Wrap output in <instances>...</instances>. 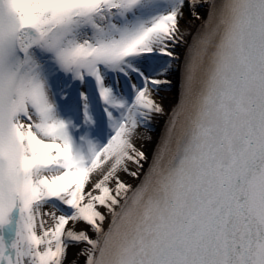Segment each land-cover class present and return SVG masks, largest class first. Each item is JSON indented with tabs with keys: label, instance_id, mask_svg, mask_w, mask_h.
<instances>
[{
	"label": "snow or ice",
	"instance_id": "snow-or-ice-1",
	"mask_svg": "<svg viewBox=\"0 0 264 264\" xmlns=\"http://www.w3.org/2000/svg\"><path fill=\"white\" fill-rule=\"evenodd\" d=\"M0 264H264V0H0Z\"/></svg>",
	"mask_w": 264,
	"mask_h": 264
},
{
	"label": "bare ground",
	"instance_id": "bare-ground-1",
	"mask_svg": "<svg viewBox=\"0 0 264 264\" xmlns=\"http://www.w3.org/2000/svg\"><path fill=\"white\" fill-rule=\"evenodd\" d=\"M201 11H204V10L202 9ZM185 15H186V17L188 16L187 11H186ZM133 82H137V83H138V78L133 77ZM166 102H167V101H166ZM162 123H163V122L161 121V123L157 126V132H159V130L162 128ZM75 251H76L75 248L71 249V250H70V255H71L72 253H74Z\"/></svg>",
	"mask_w": 264,
	"mask_h": 264
}]
</instances>
